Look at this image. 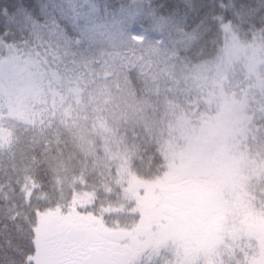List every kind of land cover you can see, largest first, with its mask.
I'll use <instances>...</instances> for the list:
<instances>
[{"label":"trees","instance_id":"16d2710c","mask_svg":"<svg viewBox=\"0 0 264 264\" xmlns=\"http://www.w3.org/2000/svg\"><path fill=\"white\" fill-rule=\"evenodd\" d=\"M49 72L48 106L15 113ZM0 115V264H37L42 236L46 264H178L193 237L214 261L264 264V248L210 222L208 201L229 157L231 190L264 219V0H0ZM195 115L199 140L218 145L205 177L176 178L169 159L191 149ZM62 218L72 237L54 241ZM85 223L91 237L74 229Z\"/></svg>","mask_w":264,"mask_h":264},{"label":"rangeland","instance_id":"374dc122","mask_svg":"<svg viewBox=\"0 0 264 264\" xmlns=\"http://www.w3.org/2000/svg\"><path fill=\"white\" fill-rule=\"evenodd\" d=\"M144 32L140 27L137 26H132L129 29V36L134 42H141L143 39ZM36 72L38 69H41L42 71H45L41 67L37 66L36 67ZM53 76L52 73L49 72L45 79L41 75L37 74V78L35 79L34 83V90H33V97H31L32 100L28 101L25 104L20 105V110L15 111V113H24L27 118H33L35 116H38L42 110L44 109L45 106H48V99L45 100V98L53 93L55 90V81H53ZM218 82L219 80L217 77H213L209 81V89L217 94L218 93ZM236 87L238 85H235ZM229 90L225 88L224 91V101H229L228 100V94ZM42 98V100H41ZM223 98V94H222ZM34 99V100H33ZM212 107L217 110V105L214 102H210ZM16 108V107H15ZM6 110V108L4 109ZM220 114H223L220 112ZM207 116L208 113L206 114ZM193 121H195V132L189 134V137L191 138V141H189V145L191 149L186 152V156L184 158H188L189 154L190 158L184 159L183 157H177V156H172L169 159V163L172 165L175 171L181 170L178 172V175L181 174H190V175H195L197 178L204 176L205 174H201L200 167H206L205 165V160L202 158V156L205 153H210V147L209 146H204L203 144H208L206 142H201L198 138V130L199 128L201 129L202 126L204 125V121L201 120L197 115H195ZM2 123V118L0 115V125ZM199 127V128H198ZM212 127V126H210ZM213 132V128L211 129ZM204 133H208V128H203ZM209 134V133H208ZM202 136V134H200ZM213 136L217 137L218 136V130H215L213 132ZM209 142V141H208ZM218 142H224V141H218ZM218 145V143H217ZM220 157V154L218 155ZM205 161V162H204ZM204 163V164H200ZM224 170L227 171V167L223 166L217 171ZM198 175V176H197ZM210 177V175H209ZM234 179L237 180V177L234 176ZM228 175L226 176L225 174L221 176V178H217L216 174L213 173V182L215 185V189L213 192V195L208 199V201L212 202L214 205V208L218 210V217L215 219L211 220L210 222L215 223L217 226V229H220V232L224 236H228L229 240L231 242L238 241V243L241 241V243H245L244 245L248 249L249 247L253 248L251 249L253 252L254 250V245L252 242H255L256 244L260 245L261 248H264V219L261 217H257L255 215H246L245 214V206L242 203V200L239 196V194L236 191H231L229 188L230 185V180ZM172 181V179H171ZM209 182L208 184H210ZM137 189V187H136ZM175 187L173 185L169 186L167 189H161L160 195L162 197L169 201V199L172 196V192ZM148 200V205H156L158 203V199L154 197L153 195H150L147 197ZM165 211L167 210L166 206H161V208L157 211V209L154 210V213L156 214L159 211ZM143 212H149V207H145L142 209ZM216 214V212H214ZM212 219V218H211ZM57 220V219H56ZM68 218H62L58 219L57 222L55 223L53 220H50L47 226V232L50 237L54 236V241L60 238H68L72 237L67 234L68 232L71 231L72 227L69 225ZM94 225H97V221L91 219ZM152 220L156 221L157 218L152 216ZM209 222V223H210ZM86 227H79L78 225H75L74 229L76 232L80 233L83 232L84 235H92V230L90 228V225L85 223ZM139 226V225H138ZM85 228V229H83ZM83 229V230H81ZM216 229L217 233L218 230ZM43 230V229H42ZM140 232L136 233H141ZM81 234V233H80ZM121 234V233H120ZM119 234V235H120ZM219 234V233H218ZM83 237V236H82ZM131 237V234L129 235ZM198 237V236H197ZM46 236H42L39 238V243L37 247V257H36V262L37 264H46V241H45ZM94 239H97L96 237L93 236ZM125 236H123L124 239ZM87 240V238H86ZM200 238H192L189 241V244L186 245L184 243L180 244V262L178 264H198L199 261H201V264H214L213 260H206V258H202L201 252H204L207 256V254L211 255L213 253L212 250L207 251L203 250V245L202 244H195V242H199ZM96 241V240H95ZM238 246V244H236ZM198 246V247H197ZM244 251V250H243ZM188 253H190L188 255ZM187 256V257H186ZM219 261V258L217 259ZM236 263V262H235ZM234 263V264H235ZM249 264V262L247 263Z\"/></svg>","mask_w":264,"mask_h":264},{"label":"flooded vegetation","instance_id":"af4514ba","mask_svg":"<svg viewBox=\"0 0 264 264\" xmlns=\"http://www.w3.org/2000/svg\"><path fill=\"white\" fill-rule=\"evenodd\" d=\"M196 224H198L197 222H195Z\"/></svg>","mask_w":264,"mask_h":264}]
</instances>
